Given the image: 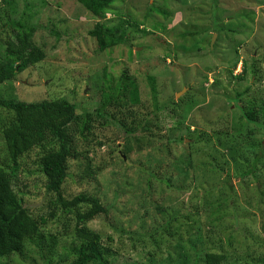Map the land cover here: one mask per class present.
I'll list each match as a JSON object with an SVG mask.
<instances>
[{
	"label": "rangeland",
	"instance_id": "rangeland-1",
	"mask_svg": "<svg viewBox=\"0 0 264 264\" xmlns=\"http://www.w3.org/2000/svg\"><path fill=\"white\" fill-rule=\"evenodd\" d=\"M25 4L29 5L27 9ZM119 4L120 0L113 7V13L123 11L124 17L129 16L133 24L140 23L141 28L150 34L146 37L143 33L133 32L131 50L118 46L104 54H95L96 45L86 32L97 21L90 19L74 0H0V38L3 42L17 31L18 24L48 27L37 31L33 37L35 44L43 49L45 58L20 73L15 82L0 85V98L26 103L62 99L75 105L81 121L86 112L99 109L103 103L101 93L105 92L104 84L111 86L123 70H129L132 76L138 78L141 104L130 113L112 103L100 118L92 116L85 131L80 122L71 125L70 137L78 159L67 164L68 177L62 193L66 198L81 193L100 194L102 200L103 194L107 193L108 203L112 201L114 191L124 192L126 197L136 194L138 199L144 182L138 179L126 187L123 172L131 174V168L135 167L152 170L154 158L145 155L147 144H152L155 147L153 153L158 154L159 148L156 147L163 140L140 136L127 138L115 123H121L125 131L131 129V121L137 123L149 114L151 98L142 74L151 76L156 83L158 104L165 106V110L159 113L157 122L153 119L150 132L140 135L164 139L169 131L172 139L181 137L188 144L186 127L190 126V131L199 134V137L196 133L189 134L191 138L204 140L211 137V154L217 165L225 169L224 174L230 175L229 184L234 189L231 195L233 206L221 223L229 227L226 234L233 230L241 235L235 236L229 247L230 257L224 264H264V246L260 245L264 237V177L259 183L239 181L236 176L238 164L224 153L229 144L226 139L218 141L213 135L217 129H222L224 123L226 128L223 131L226 133L239 131L246 136L250 131L257 141L264 139L263 129L253 124L246 126L245 120L240 119L245 111L256 106L260 110L257 122L264 118L261 108L264 105V0H217L216 3L213 0H126L122 3L124 5ZM146 7L151 10L147 11ZM158 11L170 16H163ZM143 17L146 19L143 20ZM109 18L112 15L108 14L105 20ZM50 30L56 31L60 39H55ZM192 32H197L195 37L187 36ZM156 36L159 40L155 39ZM121 59L130 65L124 67L119 63ZM234 64L236 67H233ZM243 65L245 74H242ZM104 69L106 78L100 81ZM241 93L247 94L235 100L236 95ZM220 117H225V122ZM178 123L182 125L176 127ZM181 144L175 142L169 145V153L165 156L170 159L183 156L186 149ZM125 147L131 150L126 157H120ZM199 147H202L199 148V157L202 158L207 152L203 145ZM249 157L251 159L252 156ZM227 164L228 169L225 168ZM35 177H29V188L23 195H20L24 191L22 186H17L18 198L29 206L32 217L46 211L40 198L44 195L40 188L42 180ZM219 179L224 182V179ZM179 181L186 182L183 176L177 177L179 187L184 186ZM210 186L217 185L211 182ZM213 192L215 195L219 193L218 189ZM161 193L164 196L165 192ZM141 204L134 205L139 209L144 207ZM127 206L128 203L120 212H113L115 226L125 233L129 227H134L131 230L136 232L135 226L124 223L125 218L132 216V210ZM232 210H237L240 215L243 213V219H233ZM152 219L151 229H154L160 219L159 216ZM117 220L122 223L117 224ZM88 227L100 232L104 243L110 244L119 253L120 258H112L113 264H165L158 261L166 257V244L154 249L145 238L132 240L124 234L112 233L105 221L90 223ZM244 229L251 232L247 235ZM70 232L63 221L52 231L63 240L58 247L59 253L71 247ZM191 232H194L193 226L187 229V233ZM225 235L221 234L222 240H226ZM250 235L256 236L259 242L250 245ZM109 236L111 240L107 242ZM149 251L155 252L156 263L148 259ZM31 259V251L26 250L22 256L2 260L0 264H41ZM51 264L60 263L56 260Z\"/></svg>",
	"mask_w": 264,
	"mask_h": 264
},
{
	"label": "trees",
	"instance_id": "trees-1",
	"mask_svg": "<svg viewBox=\"0 0 264 264\" xmlns=\"http://www.w3.org/2000/svg\"><path fill=\"white\" fill-rule=\"evenodd\" d=\"M125 1L120 0L119 5ZM74 2L86 11L90 19L97 21L92 29L86 32L96 45L95 54H104L118 46L131 50L133 45L130 44V40L133 38V32L143 33L146 37L150 34L141 28L140 23L133 24L129 16L124 17L123 11L117 10L113 13V7L119 0H74ZM216 2L217 0H213V3ZM25 7L27 9L29 5L25 4ZM146 10L151 9L146 7ZM159 13L170 16L166 12ZM108 14L112 15V18L105 20ZM144 19L146 17H143ZM46 28L48 27L18 24L17 31L10 34V39L3 42L0 38V85L15 82L20 73L45 58L43 49L35 44L33 37L37 31ZM195 33H189L187 36L193 38L196 36ZM202 33L204 34V31ZM50 34L55 39H60L56 31L50 30ZM155 39L159 40L157 36ZM217 41H219L218 36ZM125 59L119 61L124 67L130 65ZM233 67H236V64ZM128 72L123 70L111 86L104 84L105 92L101 93L103 103L99 109L86 112L82 122L77 116L75 105L62 99L26 103L0 98V262L22 256L24 251L30 250L31 260L34 263L39 261L41 264H51L58 260L60 264H113L112 258L114 256L120 258L119 253L110 247V244L104 243L100 232L88 227L90 223L104 221L112 233L124 234L132 240L145 238L154 249L166 244L164 250L166 257H161L158 261L160 263L224 264L228 256L230 257L229 247L235 241V236H241L237 234L238 231L233 230L226 234L229 227L223 225L226 223H221L233 206L231 195L234 189L229 184L230 175L224 174L225 169L217 165V160L211 154V137L200 140L197 132L189 130L190 126L186 127L190 141L188 144L181 137L172 139L169 131L164 139L140 135L149 133L153 119L157 122L159 113L165 110V106L160 107L158 104L154 78L144 73L142 75L147 82L151 98L149 114L137 123L131 121V129L125 131L121 123H115L127 138L140 136L139 138L163 140V143L156 147L159 148L158 154L153 153L155 147L152 144H147L148 152L145 155H152L154 158L152 170L135 167L131 168L133 170L131 174L127 171L123 172L126 187L138 179L144 182V185L140 186L138 199L136 194L126 197V193L114 191L112 201L108 203L106 190L103 200L100 199V194L81 193L72 198L63 195L62 188L68 177L67 164L70 160L78 159L70 137L71 125L80 122L85 131L92 116L100 118L105 108L112 103L130 113L141 104L138 78L132 76L130 72L129 75ZM245 72L243 65L242 74ZM105 73L104 69L100 81L106 78ZM251 73L255 75L254 71ZM246 94H237L235 100ZM261 108L264 112V105H261ZM259 112L256 106L245 111L240 119L245 120L246 126L253 124L264 130V118L261 122H257V117H260ZM222 119L225 122L226 118L220 117V120ZM181 125L178 123L176 127ZM225 128L226 124L223 123L222 129H217L213 135L218 141L222 138L226 139L229 144L224 153L238 164L239 170L236 174L238 180L247 184L250 180L259 183L264 177V139L257 141L253 137L255 134L250 131L246 136L239 131L226 133L223 131ZM193 133L198 137L191 138L189 134ZM175 142H179V145L182 143V147L186 150L180 158L175 156L174 159H170L165 155L169 153V145ZM201 145L207 152L202 158L199 157ZM130 150V147H125L120 157H126ZM248 155L252 156L251 159ZM120 161L123 162V159L121 158ZM227 166L228 164L225 168L228 169ZM35 175V179L40 177L42 180L40 188L44 195L40 198L45 204L46 211L32 217L29 206L18 198L17 186L18 184L22 186L24 191L20 192V195H23V192L29 188V177ZM179 176H183L186 180L185 183L179 181L186 185L185 187L178 186ZM219 178L224 179V182ZM211 182L217 186L212 188ZM217 189L219 193L215 195L213 191ZM224 190L227 192H223ZM161 191L165 192L164 196ZM126 203H128L127 208L132 210V219L127 217L124 223L135 226L136 232L131 230L134 227H129L125 233L117 225L115 226L116 218L112 217L113 212H120ZM135 203H142L141 206L144 207L138 209ZM232 211H234L231 213L233 219H243V213L240 215L237 210ZM154 216H159L160 221L154 229H151ZM130 220L133 221L130 223ZM61 221L68 225L71 231L69 237L71 247L65 248L67 253L65 249H62L63 253H59L58 247L63 240L52 233ZM120 223L122 221L117 220V224ZM217 223L222 226L221 229H218ZM191 226L194 232L187 233V229ZM184 228L185 230L181 232ZM244 232L248 235L251 231L244 229ZM221 234H226V240H222ZM250 236V245L259 242L256 236ZM106 240L109 242L110 236ZM244 240L248 241L246 238ZM260 245L264 246V237ZM246 247L248 248V245ZM148 256L150 262L156 263L155 252L149 251Z\"/></svg>",
	"mask_w": 264,
	"mask_h": 264
}]
</instances>
